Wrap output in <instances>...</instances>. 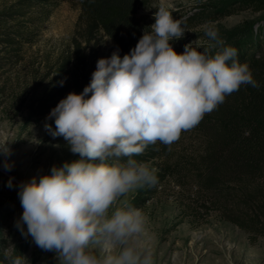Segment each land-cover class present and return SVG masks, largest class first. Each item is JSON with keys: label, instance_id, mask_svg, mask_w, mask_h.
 I'll return each mask as SVG.
<instances>
[{"label": "rangeland", "instance_id": "obj_1", "mask_svg": "<svg viewBox=\"0 0 264 264\" xmlns=\"http://www.w3.org/2000/svg\"><path fill=\"white\" fill-rule=\"evenodd\" d=\"M232 1L154 0L139 14L151 24L146 38L174 40L169 61L205 44L224 55L248 29L264 41V11L211 21ZM19 2L0 0V41L10 42L0 44V247L20 250L23 264H264V238L254 242L216 206L202 207L192 175L152 179L200 150L191 125L154 162L112 185L91 181L94 152L154 104L121 77L109 38L84 37L78 0L48 9ZM193 15L197 24L169 33ZM63 67L72 84L69 72L81 75L78 87L38 119L33 110Z\"/></svg>", "mask_w": 264, "mask_h": 264}, {"label": "trees", "instance_id": "obj_2", "mask_svg": "<svg viewBox=\"0 0 264 264\" xmlns=\"http://www.w3.org/2000/svg\"><path fill=\"white\" fill-rule=\"evenodd\" d=\"M59 1L20 0L19 5L48 9L56 8ZM153 1L78 0L84 37L87 41L99 34L109 38L115 44L121 77L137 85L154 104L152 110L140 114L135 126L121 130L94 152L91 163L97 173L90 174V179L102 187L112 185L168 152L191 125L200 134V150L166 166L152 179L162 182L172 172L192 175L202 207L209 211L216 206L227 222L256 242L264 238L263 38L248 29L230 41L224 55L205 44L188 58L169 61L174 40L146 38L151 24L139 14ZM246 10L264 11V2L235 0L209 15L214 22ZM197 19L193 15L169 26V33L187 29L197 24ZM4 43L10 44L0 41ZM205 64L213 78L201 73ZM64 69L33 110L38 119L57 108L74 91V84L78 87L81 75L71 70L72 84ZM22 254L20 250L8 254L3 242L0 264H23Z\"/></svg>", "mask_w": 264, "mask_h": 264}, {"label": "water", "instance_id": "obj_3", "mask_svg": "<svg viewBox=\"0 0 264 264\" xmlns=\"http://www.w3.org/2000/svg\"><path fill=\"white\" fill-rule=\"evenodd\" d=\"M41 210L44 211V208L42 206H40Z\"/></svg>", "mask_w": 264, "mask_h": 264}]
</instances>
